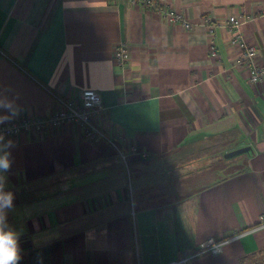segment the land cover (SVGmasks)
Wrapping results in <instances>:
<instances>
[{"label": "crops", "instance_id": "obj_1", "mask_svg": "<svg viewBox=\"0 0 264 264\" xmlns=\"http://www.w3.org/2000/svg\"><path fill=\"white\" fill-rule=\"evenodd\" d=\"M150 2L191 27L132 0H0V96L20 108L11 122L46 117L58 97L90 89L107 138L72 122L5 136L16 145L6 190L19 264H168L210 238H227L222 251L189 264H264V74L251 84L233 64L239 50L225 27L251 17L239 32L264 67V0ZM120 43L123 67L113 59ZM213 140L224 154L250 150L193 189L160 172L172 153Z\"/></svg>", "mask_w": 264, "mask_h": 264}, {"label": "built area", "instance_id": "obj_2", "mask_svg": "<svg viewBox=\"0 0 264 264\" xmlns=\"http://www.w3.org/2000/svg\"><path fill=\"white\" fill-rule=\"evenodd\" d=\"M117 1V0H116ZM120 1V0H118ZM134 2L148 3L150 8L158 15L167 18L172 22L179 23L185 28L191 27L189 19L184 17L180 12L171 10L156 2L150 0H132ZM251 20L250 16L239 14L231 17L225 27L233 32L229 39L231 45L238 48L239 53L234 58V65L243 66L248 70V81L251 84H256L261 75L264 74V67L258 66L255 63L256 49L249 44L239 32V27ZM211 55H215V50H211ZM129 58V48L125 43H120L116 46L113 52V59L116 64L123 67ZM60 108L46 117H30L22 118L11 123L0 126V133L5 136H11L20 132H43L49 127L59 126L65 123H79L83 126L85 134L90 139L106 138V136L94 125L93 119L103 110V102L100 94L95 90H82L77 100L68 98H57ZM107 139V138H106ZM113 144V143H112ZM114 145V144H113ZM120 151V150H119ZM122 158L125 155L122 151ZM259 226H264V216L260 218ZM227 242V238L213 239L210 238L200 247L199 250L185 253L177 259L170 261L168 264H189L191 260L202 254H219L222 251L223 245Z\"/></svg>", "mask_w": 264, "mask_h": 264}, {"label": "clouds", "instance_id": "obj_3", "mask_svg": "<svg viewBox=\"0 0 264 264\" xmlns=\"http://www.w3.org/2000/svg\"><path fill=\"white\" fill-rule=\"evenodd\" d=\"M20 114L14 100L0 96V125L10 123ZM15 142L0 133V264H19L22 259L20 234L8 223V212L14 207L15 194L6 190L7 176L14 157Z\"/></svg>", "mask_w": 264, "mask_h": 264}, {"label": "rangeland", "instance_id": "obj_4", "mask_svg": "<svg viewBox=\"0 0 264 264\" xmlns=\"http://www.w3.org/2000/svg\"><path fill=\"white\" fill-rule=\"evenodd\" d=\"M227 149L222 141L214 140L193 147L186 145L170 155V171L160 172L168 173L171 181L190 179L193 189L202 182L221 177L234 169L231 165L234 159H225L223 156Z\"/></svg>", "mask_w": 264, "mask_h": 264}, {"label": "water", "instance_id": "obj_5", "mask_svg": "<svg viewBox=\"0 0 264 264\" xmlns=\"http://www.w3.org/2000/svg\"><path fill=\"white\" fill-rule=\"evenodd\" d=\"M248 150H250V146H243V147H240V148H236V149H233V150H230V151L226 152L224 154V157L225 158H230V157H233V156L238 155L240 153L246 152Z\"/></svg>", "mask_w": 264, "mask_h": 264}, {"label": "trees", "instance_id": "obj_6", "mask_svg": "<svg viewBox=\"0 0 264 264\" xmlns=\"http://www.w3.org/2000/svg\"><path fill=\"white\" fill-rule=\"evenodd\" d=\"M225 239V238H224Z\"/></svg>", "mask_w": 264, "mask_h": 264}]
</instances>
